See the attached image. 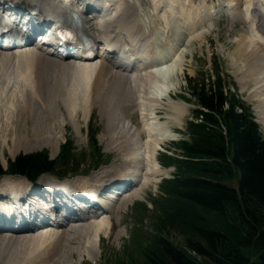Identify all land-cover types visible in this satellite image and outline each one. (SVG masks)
Segmentation results:
<instances>
[{
	"label": "bare ground",
	"instance_id": "1",
	"mask_svg": "<svg viewBox=\"0 0 264 264\" xmlns=\"http://www.w3.org/2000/svg\"><path fill=\"white\" fill-rule=\"evenodd\" d=\"M0 1L12 3V0ZM18 1H22L24 8L34 10L31 16L19 13V22L22 20L27 24H31L35 16L46 12L63 19H67L71 12L70 9L62 8L58 0ZM105 1L102 9L106 11L101 16L102 23L96 28L100 35L95 34L91 15L85 17L79 14V25L84 33L97 40L104 37L107 42L120 45V39L124 37L130 42L129 47L122 46L123 50L130 51V55H126L124 63H118L120 67L111 65L107 57L91 63H81L70 57L64 60L57 59L43 51L34 53L28 48L11 52L0 51L2 148L14 156L21 151L29 152L36 148L48 147L51 155H55L58 150V138L62 134L66 120L59 105L63 107L67 113V120L75 125L77 131H79L75 121L77 111L86 119L92 108L96 107L106 122L108 149H115L125 155L119 171H101L88 176L89 180L81 188L90 189L91 194L83 203L72 204L67 210L65 208L69 203L68 198L52 194L56 192L54 189L50 192L47 201L52 203L57 210L55 212H61L63 218L70 219L83 209L88 210L84 222L73 223L76 226L83 223L81 228L84 230L83 234L78 233L75 225H71L70 230L61 224L53 227L49 223L46 226H39V229L33 227L35 220L43 219L41 211L36 206L38 201H33L31 197L33 191L29 185H25L23 178L14 180L12 177L15 176H4L8 178L1 183L4 186H0V218L4 220L3 224L0 223V264H51V261L54 264L62 251L63 254L69 253L73 242L82 243L85 256L96 259L99 254V235L111 227L110 218L114 212L112 205L116 204L115 210H119L125 208L132 200L142 199L144 189L150 184L157 183L167 171L162 170L156 153V148L162 142L175 138L168 130L167 122H157L159 119L155 114L143 119L142 129L138 130L125 116L123 107L136 106L140 112L145 110L149 103L146 102L143 90L146 91L149 84L154 88L155 82L163 85V79L157 81L159 77L155 78L154 75L161 70L155 73L148 70L170 65L171 61L164 57L160 64L148 66L154 57V52L149 50L151 34L141 26L134 5L126 0ZM117 1L119 3L114 8ZM204 1L201 0L202 4ZM109 3L113 7L111 10L107 8ZM241 6L240 0H227L218 9H210L208 14H215L219 10L225 12L226 7H237L229 12L242 14L245 19L248 31L241 36L236 54L237 61L240 62L237 67L240 74L239 84L242 90L247 88L248 100L256 105L257 118L264 128V0H244L243 8ZM198 12L200 13L199 8ZM136 46L140 47V51L135 50ZM135 56H138L143 64L135 61ZM138 63L147 66L139 69ZM169 88L163 89L166 95L170 91ZM160 89L162 90L159 87V90L155 91L160 93ZM6 90H9V93ZM158 100H164L163 95H160ZM171 107L175 112V121H180L183 110L176 105ZM142 134L146 137L145 141ZM0 153L2 156L3 152ZM3 163L6 166L4 159ZM52 182L46 179L40 183L45 186L44 191H48L47 187L53 185ZM123 182L124 188L113 187ZM71 183L60 184L67 188L68 185H74ZM105 189L113 191H109L105 198L97 200L105 201L102 206L106 211L100 212L94 203L96 191L101 193ZM16 190H22L21 198L19 195L8 198V195ZM68 193H72L70 189ZM71 198L75 197L72 195ZM111 199H115L114 204H109ZM55 217L52 222L58 224L62 217L58 218L57 215Z\"/></svg>",
	"mask_w": 264,
	"mask_h": 264
},
{
	"label": "trees",
	"instance_id": "2",
	"mask_svg": "<svg viewBox=\"0 0 264 264\" xmlns=\"http://www.w3.org/2000/svg\"><path fill=\"white\" fill-rule=\"evenodd\" d=\"M184 81L197 108L187 123L188 139L176 143L179 153L166 156L176 172L161 185L172 204L141 264H264V137L218 69ZM94 140L91 133L93 148ZM68 146L55 159L46 151L18 154L6 171L0 165V176L36 181L43 174L76 173L78 166L62 174L72 161ZM232 180L235 188L225 184ZM169 230L181 244L167 237Z\"/></svg>",
	"mask_w": 264,
	"mask_h": 264
},
{
	"label": "rangeland",
	"instance_id": "3",
	"mask_svg": "<svg viewBox=\"0 0 264 264\" xmlns=\"http://www.w3.org/2000/svg\"><path fill=\"white\" fill-rule=\"evenodd\" d=\"M126 1H130L134 5L141 26L151 34L149 50L157 55L165 56L167 60L171 61H169L170 65H163L162 68H153V70H161L159 75H155V78L159 77L157 81L163 79L162 84L164 86L155 82L153 84L154 88H152V84H149V86L147 85L148 88L146 87V91L145 89L143 90V95L147 98L146 102L149 103L145 110L140 112L136 106L123 107L125 116L138 130L142 129L143 119L152 117L155 114L158 116L157 119H159L157 122H167L168 130L174 134L175 138L173 139L175 141L173 139L164 141L156 148L157 158L162 170L166 169L167 171L164 170L166 173L160 177L157 183L150 184L144 189L142 199L132 200L125 208L119 210H115L116 204L112 205L114 212L110 218L111 227L104 234L101 233L99 235V254L96 259L93 260L85 256L81 246L82 243L73 242L69 253L65 252L63 254L64 251H62L59 259L54 264L143 263V250L151 245L152 237L159 233L161 225L159 219L163 217L165 212L170 210V205L172 204L171 195L161 185L163 179L171 178L176 172L171 165L172 161L166 156H173L174 153L178 154L179 151L175 148L176 142L188 139L187 123L191 120V111L197 107L186 92L185 77L195 78L200 72L211 73L213 67L218 69L230 91L235 93L243 104L251 110L254 117L253 120L258 124L259 130L264 136V128L259 122L255 111L256 105L248 100L247 88L242 90L239 84L240 74L237 67H239L240 62L237 61L236 56L237 44L244 32L248 31L242 14H237V16L236 13L222 12L220 10L214 16L208 14L210 9H218L219 5L213 7L214 3L222 4V2L227 0H205L204 4H202L201 0ZM243 1L240 0V5L243 4ZM118 3L119 1L115 3L114 8L117 7ZM241 7L243 8V5ZM198 8L200 13H197ZM240 15L241 17H239ZM123 39L125 38L123 37ZM153 70L149 69L148 71L155 73ZM159 87L162 88V90L160 89L161 94L155 91L156 89L159 90ZM167 87H170L168 95L163 90ZM8 91L6 90V92ZM160 95H163L164 100H158ZM155 99L157 100L155 101ZM174 105L183 110L181 119L179 118L180 121L178 122L175 121V112L173 107H171ZM59 108L66 120L62 134L58 138V150L55 155H51L48 147H41L29 152L21 151L14 156L22 153L46 151L50 159H55L57 154L60 153L59 151L62 150L63 143L67 141L65 145L68 146L70 143L68 148H70V157L73 163L70 161L63 166L62 174L74 169L75 166H78L77 172L68 173L66 177L63 176L58 179L49 174L42 175L37 180V183L51 178L61 183L72 180V183L81 186L89 180L88 176L96 172L119 171L125 155L115 149H108L106 122L104 117L99 114L98 109L93 107L86 119H83L81 112L77 111L75 120L79 127V131H77L75 125L67 120V113L63 110V107L59 105ZM91 132L96 133L95 148L89 141L88 133ZM28 138H30V135ZM142 139H144L143 141L146 139L144 134H142ZM159 148L161 151L158 150ZM0 152H3L2 156L0 153V164L5 168L3 159L4 161H10L14 156L7 149L2 148L1 142ZM7 178L1 177L0 183H3V180ZM12 178L14 180L22 179L19 177ZM225 184L235 188L234 180L225 181ZM110 203L114 204L112 201ZM69 228L72 227L70 226L67 229ZM81 228L76 227L79 234L84 233ZM167 237L174 243H182L181 237L173 230H169V236Z\"/></svg>",
	"mask_w": 264,
	"mask_h": 264
}]
</instances>
